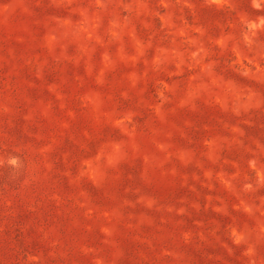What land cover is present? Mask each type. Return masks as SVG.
Instances as JSON below:
<instances>
[{"label":"rangeland","instance_id":"374dc122","mask_svg":"<svg viewBox=\"0 0 264 264\" xmlns=\"http://www.w3.org/2000/svg\"><path fill=\"white\" fill-rule=\"evenodd\" d=\"M0 264H264V0H0Z\"/></svg>","mask_w":264,"mask_h":264}]
</instances>
